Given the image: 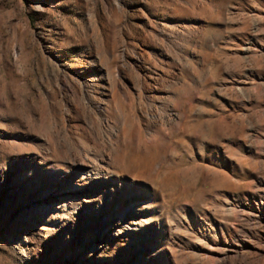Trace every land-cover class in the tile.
I'll list each match as a JSON object with an SVG mask.
<instances>
[{"label": "rangeland", "instance_id": "374dc122", "mask_svg": "<svg viewBox=\"0 0 264 264\" xmlns=\"http://www.w3.org/2000/svg\"><path fill=\"white\" fill-rule=\"evenodd\" d=\"M98 262L264 264V0H0V264Z\"/></svg>", "mask_w": 264, "mask_h": 264}, {"label": "bare ground", "instance_id": "6f19581e", "mask_svg": "<svg viewBox=\"0 0 264 264\" xmlns=\"http://www.w3.org/2000/svg\"><path fill=\"white\" fill-rule=\"evenodd\" d=\"M89 76H93L92 73H90ZM155 131V130H154ZM153 132V131H152ZM151 133V132H150ZM158 133V132H157ZM156 133V134H157ZM153 138V137H151ZM155 138V137H154ZM87 158V157H86ZM98 170V169H97ZM92 171V170H91ZM85 171L83 174L84 176H82L80 179L83 180L85 182V180H87L86 182H90L94 187L98 186V185H108V178L107 176L103 175L100 173V171ZM65 176V175H64ZM55 175L54 174H49L48 177L46 178V180H42V182H44L45 184H47L48 182H53L55 180ZM67 178H69V176H67ZM71 181V180H70ZM112 181V180H111ZM65 182V181H64ZM63 181H60L59 183L55 184V188L50 190L49 192H46L44 194V190L40 189L36 191L35 196L30 200V204H35L38 203L37 205L40 206L39 203H43V204H50V202H57L58 205H61V207L64 208V203L66 201L65 197L68 195H70L71 197H76L78 196L81 192H85L87 191V189L84 188V184L86 183H82L83 185H73L71 182H66V184ZM115 183V182H114ZM31 186V185H30ZM24 189V188H23ZM99 191H97L98 193ZM96 193V194H97ZM96 196V195H95ZM52 204V203H51ZM251 209V208H250ZM258 210V209H256ZM126 212H123L121 214H119L117 216L116 221H114L117 233H118V229H121L125 226V224H129L131 225V221L129 222V220H125L126 217H128V215L126 214ZM256 212L250 213L247 218L250 221H253L252 223L256 224V227H253L252 230H246L244 232L243 228H239L238 230L235 231V235H236V239H235V244L237 245V243L242 247H248V240L246 239V237H256L258 234V232L256 233V230L258 228H263V224L261 222V220L259 219L258 216L255 215ZM259 230V229H258ZM102 234V235H101ZM94 242L96 241H105L107 240V225H105L104 231H97L94 235ZM94 242L89 241V246L93 247ZM242 248H233L234 253H239V251ZM240 249V250H239ZM243 251V250H242ZM103 263V262H102ZM101 262L95 263V264H102Z\"/></svg>", "mask_w": 264, "mask_h": 264}]
</instances>
